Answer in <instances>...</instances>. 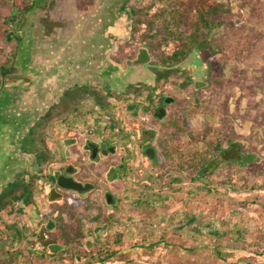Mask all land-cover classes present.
Instances as JSON below:
<instances>
[{
    "label": "rangeland",
    "instance_id": "rangeland-1",
    "mask_svg": "<svg viewBox=\"0 0 264 264\" xmlns=\"http://www.w3.org/2000/svg\"><path fill=\"white\" fill-rule=\"evenodd\" d=\"M20 1L0 0V28L5 27L1 25L12 5H19ZM185 1L178 0L177 3ZM214 2L231 12L215 38L214 54L198 52L207 65V85L195 91L191 85L181 87L178 78H175L171 85L168 83L165 86L164 93L173 97L174 103L169 109L167 121L155 128L156 163L148 166L136 139L137 128L133 125L136 121L127 119L128 113L124 114L126 106L122 105V101H112L109 118L104 120L106 125L98 124L97 120L90 121L94 124L89 125L94 134L102 132L111 137V142L114 139L125 162L121 179L112 186L116 205L106 208L101 190L98 189L80 200L69 197V202L60 207L56 216L52 215L54 211L48 212V205L42 204L44 200L41 197L38 208L21 206L22 210L15 212L14 217L7 218V221L22 227L24 236L17 245L0 244V264H69L70 261L79 264L89 260L91 254L102 259L103 254L99 255L101 249L118 250L105 264H169L163 246L155 247L152 257L144 254L145 250L139 246L142 235H159L162 232H176L189 245H205L198 259L200 263L209 260L207 252L210 255L208 247L211 246L231 255L226 263L218 264L231 261L249 264L246 259H257L252 263L263 259L260 255L264 254V200L255 196L264 195V153L256 161L249 155L258 154L264 139V89L256 86L258 84L254 80L264 55V0H209V3ZM168 4L166 0H139L131 2L130 6L135 12L146 13L149 18H153L166 11ZM89 9L83 12L84 17L88 16ZM80 15L75 14L74 25L81 21ZM158 23L162 31L168 28L166 33L170 37L160 38L159 49L149 52L156 55L161 64L165 65L171 59L175 63L174 59L180 58L174 57L180 40L171 36L179 34L175 30V17L166 14L165 21ZM134 29L129 45L134 47L141 43L146 47L148 40H144L143 35L147 27L144 24L134 25ZM66 37H70V34ZM196 57L189 55L187 62L192 63ZM220 67L223 68L221 73L224 80L233 68L245 70L247 88L240 90L234 86H224L221 92L216 93L215 83L222 80L218 76ZM253 106L256 110L249 111ZM247 113L250 115L248 120L258 115V122L263 125L253 127L250 121L243 122L241 118ZM121 130L125 136L119 139ZM232 140L244 143L243 157L238 162L221 160L217 169L207 178L208 184L216 191V195L211 194L210 197L213 201L214 197H219V201L226 205L224 212L216 218L195 205L196 211L191 216L193 219L188 223L184 203L204 201L198 194L202 196L205 183L201 182V177L198 180L192 177L209 159L218 157L220 160L219 155ZM49 144L53 148L55 141ZM52 169V166H46L45 174ZM97 172L96 168L93 169L95 175H98ZM102 172L100 169L99 177L103 175ZM40 176L43 177V173ZM171 179L176 183L169 185ZM197 186L200 187L198 191L195 188ZM155 193L164 195L163 200L153 202V207L158 210L157 216L146 213L148 207L145 205V199ZM243 201H248V204L242 206ZM253 201L255 204L250 205ZM174 202H177L176 207L172 205ZM228 205L231 207L228 208ZM48 217L58 224L52 232L57 239L62 227L76 226L77 223L82 238L79 243L64 248L56 256H51L45 249L40 257L31 247L34 246L38 225ZM118 234L123 235V242L127 243L120 248L114 245V238ZM228 237L229 241L226 240Z\"/></svg>",
    "mask_w": 264,
    "mask_h": 264
},
{
    "label": "flooded vegetation",
    "instance_id": "flooded-vegetation-1",
    "mask_svg": "<svg viewBox=\"0 0 264 264\" xmlns=\"http://www.w3.org/2000/svg\"><path fill=\"white\" fill-rule=\"evenodd\" d=\"M138 1L93 0L78 9L76 0H21L10 8L0 28V244L22 241V227L7 218L21 206L38 208L40 197L54 216L69 197L80 200L98 189L106 208L116 205L112 186L125 162L114 139L90 127L95 120L106 125L112 101H122L127 119L136 121V139L150 166L158 159L155 128L167 121L174 103L165 86L178 78L181 87H206L207 65L200 55L192 63L187 56L164 65L143 44L129 45L134 30L130 3ZM75 14L82 19L74 25ZM119 134L124 138V131ZM244 147L232 140L219 158L238 162ZM231 149L238 157L223 160ZM46 166L53 167L47 175ZM61 177L92 189L82 194L63 189ZM57 227L50 217L41 222L32 250L43 255L42 242Z\"/></svg>",
    "mask_w": 264,
    "mask_h": 264
},
{
    "label": "trees",
    "instance_id": "trees-1",
    "mask_svg": "<svg viewBox=\"0 0 264 264\" xmlns=\"http://www.w3.org/2000/svg\"><path fill=\"white\" fill-rule=\"evenodd\" d=\"M169 2V7H167L166 11H162L160 16L156 15L153 18H149L146 13H137L133 12L134 15V25H142L144 24L147 27V32L143 35L144 40L147 39L146 48L149 51H154L155 49H159L160 38H166L168 35L167 30L162 31L160 28V25L158 22L165 21V16L167 15H173L175 17V20L177 22L176 26V32L179 34L177 35H171L174 37H177L180 41L179 45L177 46V51L174 53V57L178 58L180 57L182 60L185 59V57L189 55H200L198 52L208 51L209 53L214 54V42H217L215 40L216 36L219 34L220 27L225 24L227 21L228 16L230 15V10L226 7L222 6L221 4L214 2L209 3V0H186L185 2H178V0H166ZM172 1H175L176 3H171ZM78 9H82L84 5H92L93 0H76ZM161 18V19H160ZM138 28V27H137ZM136 30V29H134ZM162 32V33H161ZM178 58L175 60V63H180ZM184 58V59H183ZM258 75H254V80L257 81L256 86L260 87L261 89H264V55L262 57V61L260 62L259 67L257 68ZM222 70L223 68L220 67L219 74L222 78ZM226 81V82H224ZM227 84V85H226ZM247 75L245 70L233 68L230 71V75L227 77L226 80L222 78V80L219 83H215L214 91L216 93L221 92L223 90L224 86H231L236 87L240 90H242L243 87L247 88ZM226 105V104H225ZM225 107V106H224ZM256 110V107H250L249 111ZM248 116H250L248 113L245 116L242 117V121H250L248 120ZM262 119L264 117L262 116ZM253 124V127L256 126H262L263 124H260L258 122V115L254 116L253 119L250 121ZM261 149L258 151V154H250L249 157L256 161L259 159V155L261 156L262 152L264 153V139L260 143ZM261 158V157H260ZM221 160H218V157H213L209 159L202 168L198 169L197 174L192 177L193 179H199L200 177L202 179L201 182L205 183L204 185V192L202 196L198 194L200 197L203 198L204 201L197 202V204L194 203H184L183 207H186L187 209V222L190 223V221L193 219L192 214L196 211L195 205L200 206L198 209L204 212H207L208 214L218 218L221 216V214L225 210V204L221 203L219 201V197H214V201L212 196L210 195L214 194L216 195V191L213 190V187L208 184L207 178L211 176V174L217 169L219 163ZM174 179H171L168 181L169 185H173L176 182L173 181ZM196 190L200 188L199 186L195 187ZM197 195V196H198ZM147 199H145V205H147L148 213L149 215L157 216L158 210L156 207H153V202L160 201L164 199L163 194L155 193L152 196L149 195ZM258 199L264 200V195H256ZM199 199V197H196ZM258 201V200H257ZM176 203H172L174 207H176ZM248 204V201H243L241 203L242 206H245ZM250 205H254V201L249 203ZM231 206L228 205V208ZM239 235V231H237ZM47 235L49 236L48 239H46L44 242H42V245L44 248L49 250L51 253V256H56L60 252L64 251V248L69 247L70 245L74 243H79V241L82 238L81 228L79 223H77L76 226L74 225H67L65 227H62L60 229V234L58 239L53 233L47 232ZM237 235V236H238ZM229 241V237L226 239ZM142 243L141 247H143L144 254H147V256L152 257L154 255V248L161 245L166 250V256L169 261V264H218L219 262L226 263V261L231 256L230 253H226L221 251L220 249L215 248L216 246L208 247L210 251V255L208 254L209 260L203 263H200L198 261L199 256L202 255L203 251L202 249L205 248V245H189L186 242V239H183L180 235H178L176 232H162L159 235H154L153 233H147L145 235H142ZM127 243L123 242V235L118 234L114 238V245L116 247H123ZM102 250V251H101ZM99 251V255L103 254L104 257L102 259H98L96 254H91L90 259L86 261H82L79 264H94L101 262L102 264H105L107 260L111 259L113 255L117 254L118 250H109L101 249ZM36 254L42 257L43 255L38 254L36 251ZM262 260H259L257 263V259H246L249 261V264H264V254L260 255ZM78 258L81 259L80 256ZM83 258V257H82ZM122 258V257H119ZM84 259V258H83ZM100 260V261H99ZM69 264H74L73 261H70ZM228 264H239L238 261H231ZM242 264H248V263H242Z\"/></svg>",
    "mask_w": 264,
    "mask_h": 264
},
{
    "label": "water",
    "instance_id": "water-1",
    "mask_svg": "<svg viewBox=\"0 0 264 264\" xmlns=\"http://www.w3.org/2000/svg\"><path fill=\"white\" fill-rule=\"evenodd\" d=\"M238 157V151L235 149H231L229 151H225L222 155V159L223 160H228V159H234ZM58 184L61 186V188L69 190V191H73V192H77L79 194L82 193H87L92 189V186L89 184H85L84 186L81 185L80 183H77L75 181H73L72 179H65L63 177L59 178L58 180ZM53 194V192H52ZM50 201H56V197H50L49 199ZM46 229L47 230H51L52 229V223L51 221H48L47 225H46Z\"/></svg>",
    "mask_w": 264,
    "mask_h": 264
}]
</instances>
